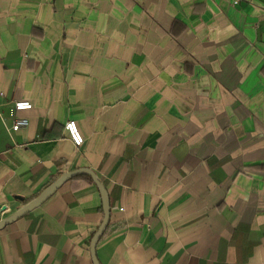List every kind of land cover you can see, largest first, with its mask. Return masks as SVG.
Instances as JSON below:
<instances>
[{
  "label": "crops",
  "instance_id": "obj_1",
  "mask_svg": "<svg viewBox=\"0 0 264 264\" xmlns=\"http://www.w3.org/2000/svg\"><path fill=\"white\" fill-rule=\"evenodd\" d=\"M0 91V220L88 167L101 264H264V0H0ZM103 216L72 176L0 264H94Z\"/></svg>",
  "mask_w": 264,
  "mask_h": 264
},
{
  "label": "water",
  "instance_id": "obj_2",
  "mask_svg": "<svg viewBox=\"0 0 264 264\" xmlns=\"http://www.w3.org/2000/svg\"><path fill=\"white\" fill-rule=\"evenodd\" d=\"M79 174H88L92 177L94 183L97 185L103 202V220L101 222V225L99 226L96 233L93 235L90 243L91 248V254L94 264H101L97 254H96V247L97 244L105 232L107 225L110 220L111 215V203L108 191L105 187V185L102 183V181L99 179V177L96 175V173L88 168V167H82L78 169H74L72 171H67L63 173L60 177H58L55 181H53L50 185H48L43 191H41L34 199H32L29 203L21 207L19 210L14 212L9 217H6L5 219L0 220V228L9 224L10 222L16 220L17 218L21 217L22 215L26 214L27 212L31 211L35 207L39 206L41 203H43L49 196H51L66 180L71 178L72 176H76Z\"/></svg>",
  "mask_w": 264,
  "mask_h": 264
},
{
  "label": "built area",
  "instance_id": "obj_3",
  "mask_svg": "<svg viewBox=\"0 0 264 264\" xmlns=\"http://www.w3.org/2000/svg\"><path fill=\"white\" fill-rule=\"evenodd\" d=\"M4 93L0 91V95ZM14 108L16 111L27 110L32 108V102L30 100H17L14 101ZM1 115V112H0ZM29 124V119L26 116H15L11 125H6V128L9 132L17 131L21 128L26 127ZM65 129L68 134V138L76 146L80 147L83 145L85 138L81 132L79 125L75 119H69L65 122Z\"/></svg>",
  "mask_w": 264,
  "mask_h": 264
},
{
  "label": "trees",
  "instance_id": "obj_4",
  "mask_svg": "<svg viewBox=\"0 0 264 264\" xmlns=\"http://www.w3.org/2000/svg\"><path fill=\"white\" fill-rule=\"evenodd\" d=\"M79 175H81V174H79ZM76 176H78V175H76Z\"/></svg>",
  "mask_w": 264,
  "mask_h": 264
}]
</instances>
